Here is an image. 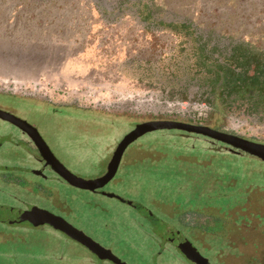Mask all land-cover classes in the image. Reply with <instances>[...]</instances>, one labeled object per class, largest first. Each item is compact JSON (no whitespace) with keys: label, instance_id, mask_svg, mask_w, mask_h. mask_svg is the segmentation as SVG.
I'll use <instances>...</instances> for the list:
<instances>
[{"label":"flooded vegetation","instance_id":"1","mask_svg":"<svg viewBox=\"0 0 264 264\" xmlns=\"http://www.w3.org/2000/svg\"><path fill=\"white\" fill-rule=\"evenodd\" d=\"M108 10L115 16L133 14L147 33L184 37L187 52L168 72V86L145 92L119 91L117 84L107 87L124 95L118 101L82 102L80 89H71L67 80L64 89L73 92L70 102L57 101L43 88L0 85V161H5L0 162V183L16 186L19 193L0 198V260L15 255L17 264H164L158 261L168 251L174 264H264V214L198 213L161 198L136 203L109 188L121 172L159 170L164 163L176 172L184 156L161 148L169 137L218 145L224 154L264 162L260 156L197 132L212 128L222 133L216 135L239 145L245 144L243 140L264 144V54L204 33L190 20L173 14L161 17L151 0H127ZM90 46H97L100 55ZM102 46L99 38L92 43L88 39L82 50L68 49L66 55L57 49L53 62L61 65L58 76L74 79V86L96 79L101 74ZM109 50L105 48V52ZM28 51L33 54L32 49ZM116 64L113 61L114 67ZM17 98L23 107L17 105ZM117 119L124 121V131L107 133L106 127L116 126ZM65 120L72 125L67 127ZM138 127L155 130L131 142L115 164L121 142ZM62 131L70 132L76 142L106 144L97 153L107 161L100 175L92 179L104 177L118 164L113 178L96 188L77 186L60 165L74 173L53 143ZM9 158H17L16 163L9 165ZM56 184L99 196L98 201L82 200L73 208L67 198L59 197ZM22 190L29 196L22 197ZM103 200H117L127 211L135 212L127 215L129 225L123 228L137 231L150 243L149 250L119 245L107 222L101 227L109 240L82 226L76 217L80 209L97 215L110 212ZM141 252L144 258L149 256L148 261L136 259Z\"/></svg>","mask_w":264,"mask_h":264},{"label":"rangeland","instance_id":"2","mask_svg":"<svg viewBox=\"0 0 264 264\" xmlns=\"http://www.w3.org/2000/svg\"><path fill=\"white\" fill-rule=\"evenodd\" d=\"M125 1L0 0V85L18 89L43 88L57 101L70 102L73 92L64 89L67 80L71 89H80V99L87 103L121 100L123 94L107 88L114 84L120 87L119 91L135 89L139 92L170 85L168 72L187 52V41L168 32L147 33L140 26L139 19L129 12L118 16L109 12V8L114 9ZM151 1L161 17L173 14L179 19L190 20L204 33L238 43L253 53L264 54V0ZM99 38L103 41V58L98 66L101 74L95 76L96 79H86L85 86L80 81L78 86H74V79L59 77L61 65L53 62L57 49L66 55L68 49L82 50L88 39L92 43ZM105 48L110 50L105 52ZM90 49L95 55H100L97 46H90ZM113 61H116V67L112 65ZM18 104L23 107L19 98ZM65 121L69 125L67 127L72 125L69 120ZM124 124L117 119L116 126L106 127L105 131L120 134L126 127ZM69 135L70 132L62 131L53 143L73 174L87 180L100 175L107 158L98 157L97 151L103 152L106 144L93 146L89 142H76V137ZM65 139L68 141H63ZM161 144L162 149L175 150L184 156L178 163L179 167L176 166V172H171L168 163L159 170L121 172L109 188L136 203L161 198L177 203L182 210L198 213L264 214L260 211L264 208V162L224 154L221 146L211 147L201 141L169 137ZM16 159L9 158L10 162H6L12 165ZM0 186V198L19 195L14 185L0 183ZM55 186L59 197L67 198L73 208H77L82 200L98 201L99 196L71 186ZM21 193L22 197L29 196L27 191L22 190ZM103 201L110 206V212L97 215L94 211L79 210L76 217L82 226L109 240L110 235L101 227L107 222L115 233L116 243L149 250L150 243L137 231L132 227L123 228L129 225L127 215H136L135 212L127 211V206L117 200ZM219 241L209 242L217 244ZM10 252L17 254L15 250ZM206 254L215 257L214 252L207 251ZM143 258L141 252L136 259ZM148 259L149 256L144 258L145 261ZM17 261L19 259L14 255L11 259L0 260V264H17ZM158 262L174 264V259L165 251Z\"/></svg>","mask_w":264,"mask_h":264},{"label":"water","instance_id":"3","mask_svg":"<svg viewBox=\"0 0 264 264\" xmlns=\"http://www.w3.org/2000/svg\"><path fill=\"white\" fill-rule=\"evenodd\" d=\"M160 128V127H158ZM209 132H203V131H197V132H202L205 135H208L212 138H216L225 142H228L230 144H232L235 147L241 148L247 152H250L251 154L260 156L262 159H264V144H259V143H255V142H251L248 140H243L245 142V144H236L228 139H224L216 134H222L221 132H218L212 128H208ZM151 130H155V129H148V130H142L141 128L138 127L135 130H133L132 132H130L127 137L121 142L116 157H115V164L117 163V161L119 162L120 160V154L125 150V148L131 143L133 142L135 139H137L141 134L146 133L148 131ZM190 131H196L195 129H189ZM66 171V173H68L69 175H71L76 182V185L81 187V188H96L98 187V183L100 182H106L108 180H110L111 178H113V176L116 174L117 172V167L118 164L115 165L116 167H114V169L111 168V170L102 178H97V179H91V180H87V179H83L81 177H78L76 175H74L73 173H71L67 168H65V166L63 164H60Z\"/></svg>","mask_w":264,"mask_h":264},{"label":"trees","instance_id":"4","mask_svg":"<svg viewBox=\"0 0 264 264\" xmlns=\"http://www.w3.org/2000/svg\"><path fill=\"white\" fill-rule=\"evenodd\" d=\"M97 1V3L98 2H100V0H96ZM254 202V201H253ZM255 202H258V201H255ZM256 205V204H255ZM258 206H256V208H257ZM261 212H263L264 213V208H261V210H260Z\"/></svg>","mask_w":264,"mask_h":264}]
</instances>
